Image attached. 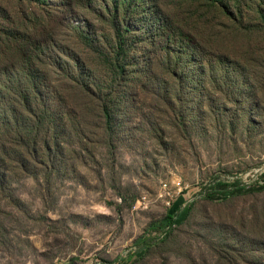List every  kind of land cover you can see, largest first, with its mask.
Returning <instances> with one entry per match:
<instances>
[{
    "label": "rangeland",
    "instance_id": "374dc122",
    "mask_svg": "<svg viewBox=\"0 0 264 264\" xmlns=\"http://www.w3.org/2000/svg\"><path fill=\"white\" fill-rule=\"evenodd\" d=\"M225 1L0 0L67 124L0 176V264H264V0Z\"/></svg>",
    "mask_w": 264,
    "mask_h": 264
},
{
    "label": "trees",
    "instance_id": "16d2710c",
    "mask_svg": "<svg viewBox=\"0 0 264 264\" xmlns=\"http://www.w3.org/2000/svg\"><path fill=\"white\" fill-rule=\"evenodd\" d=\"M208 1L216 4L217 9L224 14L230 9L225 0ZM260 16L264 19L261 10ZM1 17L4 20L8 18L2 14ZM28 19L29 22L27 17L26 20L17 19L15 24L13 20L8 27L0 29V176H6L11 171L15 158H19L22 169L27 170L30 160L43 155L40 131L47 114H54L59 126L66 121L52 107L51 102L56 101H51L46 94L50 80L43 69V54L40 50L45 43L51 45L54 41L49 39L46 42L45 28L33 23L30 17ZM158 23L159 28L169 25L162 18ZM85 43L92 45L93 40L87 36ZM124 43L125 40L121 38L119 49H122ZM115 68L123 72L124 67L117 62ZM104 114L110 120L107 104L104 105ZM218 186L219 192L209 190L207 195L229 192L225 182H220ZM174 223L175 216L168 214L159 225H153L151 229H168L170 232Z\"/></svg>",
    "mask_w": 264,
    "mask_h": 264
}]
</instances>
